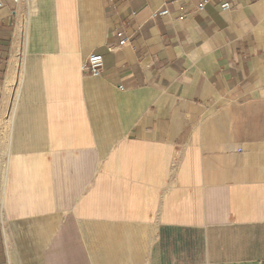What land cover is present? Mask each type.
<instances>
[{"label": "crops", "instance_id": "crops-1", "mask_svg": "<svg viewBox=\"0 0 264 264\" xmlns=\"http://www.w3.org/2000/svg\"><path fill=\"white\" fill-rule=\"evenodd\" d=\"M0 264H264V0H0Z\"/></svg>", "mask_w": 264, "mask_h": 264}, {"label": "built area", "instance_id": "built-area-1", "mask_svg": "<svg viewBox=\"0 0 264 264\" xmlns=\"http://www.w3.org/2000/svg\"><path fill=\"white\" fill-rule=\"evenodd\" d=\"M223 9H228L230 7L228 2H225L222 4ZM205 3H202L198 6L199 10H204ZM168 13V10L166 8L159 10L157 12L153 13V17H157L158 15H165ZM129 44L128 38H123L119 42V47H123ZM134 48V47H133ZM111 50H114V48H111ZM102 66H103V57L101 54L98 53H91L86 60L82 63L81 69L83 72H89L91 74L97 75L102 72Z\"/></svg>", "mask_w": 264, "mask_h": 264}, {"label": "rangeland", "instance_id": "rangeland-1", "mask_svg": "<svg viewBox=\"0 0 264 264\" xmlns=\"http://www.w3.org/2000/svg\"><path fill=\"white\" fill-rule=\"evenodd\" d=\"M18 78H19V76H18ZM16 81H17V80H16ZM16 81L14 82V87H15V86H16V84H17V83H16ZM15 91H16V89H15Z\"/></svg>", "mask_w": 264, "mask_h": 264}]
</instances>
